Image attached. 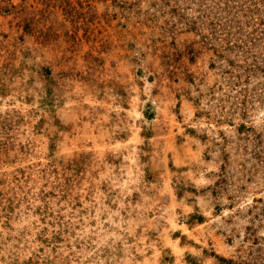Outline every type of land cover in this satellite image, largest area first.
I'll list each match as a JSON object with an SVG mask.
<instances>
[{
	"label": "rangeland",
	"instance_id": "374dc122",
	"mask_svg": "<svg viewBox=\"0 0 264 264\" xmlns=\"http://www.w3.org/2000/svg\"><path fill=\"white\" fill-rule=\"evenodd\" d=\"M262 0H0V264H264Z\"/></svg>",
	"mask_w": 264,
	"mask_h": 264
},
{
	"label": "trees",
	"instance_id": "16d2710c",
	"mask_svg": "<svg viewBox=\"0 0 264 264\" xmlns=\"http://www.w3.org/2000/svg\"><path fill=\"white\" fill-rule=\"evenodd\" d=\"M261 3H262V7H264V0H262ZM259 24L264 25V13H263V16L260 18V22H259ZM263 30H264V29H263Z\"/></svg>",
	"mask_w": 264,
	"mask_h": 264
}]
</instances>
